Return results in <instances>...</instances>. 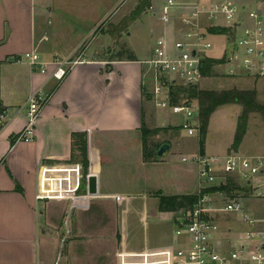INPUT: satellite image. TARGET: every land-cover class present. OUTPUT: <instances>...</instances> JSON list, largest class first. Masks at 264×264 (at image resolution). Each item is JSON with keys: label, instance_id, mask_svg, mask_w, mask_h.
Returning <instances> with one entry per match:
<instances>
[{"label": "crops", "instance_id": "1", "mask_svg": "<svg viewBox=\"0 0 264 264\" xmlns=\"http://www.w3.org/2000/svg\"><path fill=\"white\" fill-rule=\"evenodd\" d=\"M156 1L151 7L157 9L165 2ZM47 2L0 0V113L4 114L0 124V264H68L79 246L112 244L116 240L117 264L139 262L142 254L177 244L175 233L188 215L161 213L157 194L193 196L206 186L201 182L199 166L191 161L200 155L199 142L195 146L189 140H176L181 153L171 157L172 146L166 156L159 157L162 146L155 149L154 145L150 153H157L158 159L144 160L143 127L150 131L153 126L166 128L171 133L170 128H181L172 122V114L159 108L155 97L148 94L153 83L144 62L151 59L159 40L173 43L183 27L178 21L164 25L152 12L159 22L158 30L154 23L159 36L149 56L136 55V61L112 54L103 56L105 46L88 56V47L67 77L58 81L53 72L59 50H41L51 36L44 28L52 24V3L47 6ZM246 7L238 8L243 12ZM249 11L264 12V4ZM221 40L220 51L225 44ZM34 50L47 65L45 72L25 61L24 56ZM37 92L48 99L36 138L31 143L14 144L27 123L24 107ZM196 109L198 112V103ZM76 134L86 136L89 162L86 188L81 193L83 166L74 156ZM241 150L246 154L241 157L261 158L244 153L243 146ZM205 156L210 157L207 145ZM222 176L218 171L221 180ZM232 201L248 208L243 198H230L227 204ZM223 213L233 215L238 222L228 223V227L218 223V239L227 245L237 244L249 227L239 215ZM133 215L145 225L147 217L160 220L170 216L176 228L172 233L167 228L155 230V237L146 236L133 244ZM95 221L98 223L94 225ZM111 230L116 239H106Z\"/></svg>", "mask_w": 264, "mask_h": 264}, {"label": "built area", "instance_id": "2", "mask_svg": "<svg viewBox=\"0 0 264 264\" xmlns=\"http://www.w3.org/2000/svg\"><path fill=\"white\" fill-rule=\"evenodd\" d=\"M150 11L155 12L164 25H173L178 21L183 28L178 29V38L173 43L159 40L151 59L144 62L153 83L148 94L155 97L156 105L162 110L183 116L181 128L188 136L199 135V120H194L197 109L190 101L173 104L176 89L198 88L203 83L206 77L204 62L214 48L210 38L219 36L231 40L223 45L222 50L225 65L234 66L225 73L228 77L246 75L264 80V12L244 11L243 14L234 0H166L158 9L151 7ZM243 16L248 23H245ZM211 29L229 30L232 36L214 35L210 33ZM24 59L32 67L45 72L47 65L42 63L37 50L27 53ZM79 62L55 61L54 78L64 80ZM47 99L42 92L29 97L24 107L27 123L15 144L35 140ZM3 119L4 114L0 113V124ZM183 161L187 162L186 159ZM191 161L199 166L201 182L206 186H221L229 178L264 191V157L232 155L209 158L198 155ZM217 165L221 169H216ZM218 171L223 173L222 180L218 177ZM204 202L202 200L194 213L188 214L178 227L175 233L177 244L158 252L142 254V260L133 264H264V230L256 228L264 224V220L251 217L244 205L237 201L227 204L224 211L239 215L250 228L237 244L227 245L218 239L221 234L219 224L203 217L208 215L207 210L202 208Z\"/></svg>", "mask_w": 264, "mask_h": 264}, {"label": "rangeland", "instance_id": "3", "mask_svg": "<svg viewBox=\"0 0 264 264\" xmlns=\"http://www.w3.org/2000/svg\"><path fill=\"white\" fill-rule=\"evenodd\" d=\"M47 1V6L52 3V13L50 17L52 24L51 27L47 25L44 28L47 34L49 31V35L51 34V36L49 37V42L44 44L41 50L48 53L50 49L56 47V49L59 50L58 52H60H57V58H59L60 61H75L88 47L90 48L88 56H90L103 46H105L103 56L112 54L115 55V57L129 58L137 55L140 58H146L153 49L155 39L159 36V31L154 32V23H156V30H158L159 22L157 19L153 18L152 11H150L151 6H154L155 2H157L156 0H151L150 8H144L136 21L120 35V24L124 22L125 19L132 16L144 0ZM234 2L238 3V7H241V5L248 6L245 12H248L251 7L255 8L256 6L264 4V0H234ZM156 9L155 7V10ZM245 12L243 11V14ZM223 38L222 40L216 37L211 38L214 48L209 52L210 58L208 57V59L216 61L224 59V57L220 55L222 54V49L221 51L219 50L220 46L218 45V40H221V42L224 40L226 45L230 43L231 40L225 36ZM71 51L72 54L66 57ZM145 68L147 69L146 65ZM230 69H234V66H226L225 63L215 65L212 70V76H206L204 82L197 89L224 91L237 87V89L240 90L255 91L258 94L259 102L264 105V80L254 79L246 75L228 77L225 73ZM242 72L244 71H238V73ZM174 101H176L177 104H185L188 102L186 97L180 93H177ZM193 106L196 108L197 103H194ZM241 113L242 108L240 106H225L220 108L211 117L206 139L208 153H210L209 158L246 155L242 153V146L246 149L244 153L264 157V119L260 114H252L250 116L248 131L244 138L243 145H241L237 151L231 149L232 143L234 142L235 124ZM171 120L176 123L175 126L184 123L183 116L181 115H172ZM165 130L166 128L155 129L153 126L152 131L154 134L147 141L149 146L148 151H150L154 145L155 149L164 145H169L170 149L172 146V151L170 152L171 157L181 153V151H178L181 148L178 149L175 145L176 140L180 141V143L189 140L192 141L195 146H197L200 140V134L190 137L182 128H170L173 134ZM215 167L216 169H221L220 165ZM232 180L236 181L235 184H237L239 188L245 190L242 193L234 191L232 194L237 198H243L247 202L248 208L245 207L248 209V213L253 215L254 218L264 220V191L255 188L256 192L254 193L252 189L247 188L245 184L237 179ZM215 187L220 186H218V184L214 186H205L202 191ZM228 199L230 198L225 194H211L203 198L205 202L202 204V208L209 211V217L217 223H221L224 227H228V223L238 222V219L232 217L233 215H225L223 213ZM132 217L133 232L136 234H134L131 241L134 242L133 244H136L138 241H144L146 236L155 237V230L167 228L166 230L172 233L176 228L170 216L160 220L147 217L146 225L140 221L139 216L133 215ZM97 223L98 221H95L94 225ZM256 228L257 230H264V224L257 225ZM112 232L113 230L110 231L111 236L106 239H111L112 237L116 239V233ZM117 248V240L112 244L105 242L103 245L92 243V246L89 245V247H87V245L79 246L71 262L68 264H117L115 259ZM63 253L65 254V251Z\"/></svg>", "mask_w": 264, "mask_h": 264}, {"label": "trees", "instance_id": "4", "mask_svg": "<svg viewBox=\"0 0 264 264\" xmlns=\"http://www.w3.org/2000/svg\"><path fill=\"white\" fill-rule=\"evenodd\" d=\"M151 0H144L143 3L136 9L135 13L129 18L125 19L119 26V35L126 31L133 22L136 21L137 17L144 8H150ZM211 34L214 35H229L232 36L229 30L223 29H211ZM130 61H136L135 57H129ZM225 60L216 61L213 59H206L204 62V75L207 77L212 76V70L215 65L224 64ZM174 91V89H172ZM177 93L182 94L186 97L188 101L196 100L198 103V113H199V126H200V141L199 154L205 156V145L208 135V129L210 125L211 117L222 107L237 105L242 108V113L238 118L237 130L234 137V142L232 145V150L237 151L242 145L244 138L247 135L249 119L252 114H260L264 119V105L261 104L258 100V94L255 91L240 90L237 87L233 89L224 90V91H215V90H199L197 88H178L176 89ZM176 101H173V104H176ZM143 138H144V160L145 162H151L156 160L157 153L151 154L148 151L147 141L150 137L153 136L154 132L142 128ZM15 144V141H14ZM73 149L74 156H78L80 162L83 166V177L80 187V193L83 192L86 188V178L88 175L89 162L87 157V141L86 136L83 134L73 135ZM237 191L242 193L245 191L235 184L232 179L226 181L225 184L220 187L209 188L201 191L199 195L193 196H164L161 193H158L159 198V211L161 213H174L181 214L182 217L187 214H193L196 207L200 204L203 198L211 194H225L231 199H235V195L232 192ZM204 218H209L208 215H204Z\"/></svg>", "mask_w": 264, "mask_h": 264}, {"label": "water", "instance_id": "5", "mask_svg": "<svg viewBox=\"0 0 264 264\" xmlns=\"http://www.w3.org/2000/svg\"><path fill=\"white\" fill-rule=\"evenodd\" d=\"M198 117H199V113L196 112L195 115H194V120L195 122H198ZM170 151V146L169 145H164L160 148V150L158 151V156L159 157H164L166 156Z\"/></svg>", "mask_w": 264, "mask_h": 264}]
</instances>
